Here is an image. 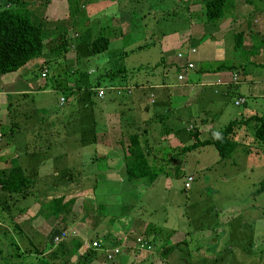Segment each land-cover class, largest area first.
<instances>
[{"label":"crops","instance_id":"0c3cea01","mask_svg":"<svg viewBox=\"0 0 264 264\" xmlns=\"http://www.w3.org/2000/svg\"><path fill=\"white\" fill-rule=\"evenodd\" d=\"M5 1L0 0V3ZM161 1L168 3L170 7L160 8L157 6L158 0L153 7L149 5L153 4V1L147 3L143 0V3L140 1L138 4L143 5V8L139 9L136 6L134 8L143 14L149 12L147 9H155L157 15L160 13L184 15L180 18L181 20H178L182 21L181 24L169 29L173 34L165 44V48L160 46L157 52L161 53L162 48L164 50L173 45L179 46L185 43L186 47L194 49L188 58L193 64V70L186 75L182 73L183 76L185 75L183 82L173 78L176 74L164 75L165 72L157 71L153 77L158 79V83L149 85L153 86L150 89L154 94V107L147 104L150 101L147 99L149 90H144L145 84H141L143 77L131 80L130 70L128 73L123 71L117 75V70L120 71L121 67H113L115 61L102 62L106 51L114 53L119 46L118 37L112 33L113 28L105 31L113 35L106 51L97 54L89 52L90 41L99 35L101 30L109 26H123L129 23L128 16L127 19H120L117 14L107 15L108 18L105 20L107 24L101 27L99 19L104 16L105 11L119 5L114 0L99 3L92 0L89 2L92 6L85 8L83 13L71 14L66 8L67 15L65 13L64 16L60 14L57 17H47L49 22L42 27L67 28L68 42L65 49L59 50V53L47 52L45 49L42 56L33 58L18 71L0 74V177H4L9 168L19 166L27 177L29 185L25 189V194H19V198L20 196L21 198L26 197L22 200L23 206L21 207H15L17 199L14 194L17 193L13 195L7 192L2 193V201L11 199L14 203V207L11 206V208L14 210L10 212L7 209L0 210V221L5 231L14 233L16 238H22L27 242L46 237L49 240L43 249L37 246L36 249L30 243L29 248H25L24 251L17 247V252H12V258H14L12 264H20V262L29 264L26 263L28 259L26 256L30 255L40 257L38 262L42 264L41 256L54 259L51 252L59 243L70 248L71 243L80 241L81 244L74 253L78 258L80 257L82 264H106L101 261L102 257L99 253L93 257L88 256L84 242L87 239L110 237V231L101 228L102 230H97L99 234L87 236V226L75 219L73 211L81 215L82 205L80 204L83 200L81 196L85 194L91 196L96 209L99 208L98 205H104L106 202L104 203L103 199L112 193L113 187L109 188V186H131L133 188L136 183H139L137 181H140L143 183V192L149 191L150 186L153 188L152 185L158 176L152 182H148L145 178L136 180H127L125 176L122 178L124 175L123 156L129 142V135L139 134L140 138L147 142L148 160L152 164V169L157 170L163 166L164 172L159 171V174L168 183L171 178L168 175L173 173L175 168L180 167L179 161L174 160L173 149H176L182 140L185 141L190 137L186 134L188 128H196L199 141L200 139H212L217 135L209 136L211 128L206 120L207 116L203 114L207 111L204 107L202 108L203 113L200 112V115L193 118L190 108L191 100H196L204 106L210 103V108L217 96L226 97L233 91L244 100L243 104L247 101L252 106L255 105L253 101L256 100L263 104L262 109H264V0H228L225 2L223 15L211 22L206 21L202 15L201 3L205 0ZM50 4L51 2L47 6ZM122 6L130 10V6L125 3ZM29 9L31 19L36 23L35 16L36 14L40 16V12L36 10L34 16V10H32L34 8L30 6ZM72 15H75L74 19H71ZM153 20L157 21L159 18ZM92 27L96 30V35L90 34ZM82 31H88L89 34L82 33ZM235 33L241 35L238 49L233 47ZM114 42L116 45L111 46ZM134 48L136 46L132 47ZM87 60L94 63L84 65ZM86 66L88 67L84 69L85 71L82 70ZM111 67L114 68L112 71ZM108 68L109 72H106ZM68 72L76 73L77 77L71 78L67 75ZM85 76L94 78L85 79ZM102 76H105V81L100 80ZM136 80L138 83H132ZM133 84L137 85L135 88L143 89V94H138V90L132 88ZM176 87L188 88V94H182L181 90L174 89ZM58 92L62 95L58 97V102H54L53 106L56 105L60 110L54 112L52 107L49 108V103L45 102V98L50 96L55 100ZM256 92L263 97L253 99L252 96ZM115 106H119L120 109ZM88 114H90L89 117L95 116V118L86 124L88 133H83V125L74 126L73 122ZM58 115L59 118H57ZM244 116L236 119L245 120L248 117ZM177 123H180L179 127ZM245 125L247 124H240L236 127V131ZM58 126L61 128L57 129ZM67 126L70 127V131L63 133L62 130ZM4 128L8 130L4 131ZM3 137L5 139H2ZM63 140L68 141L67 146L64 145L66 142L62 144ZM71 144L77 149L78 155L67 152V147ZM87 144L90 149L87 154H84V145ZM50 146L53 149L56 146L58 149L49 153L42 151ZM60 148L66 149L60 152ZM168 148L171 149L170 152L167 151ZM40 151L46 154L44 157L41 156L39 163H36L33 160ZM48 158L51 161L58 158L62 160L71 158L75 161L67 165L63 161L58 164L46 163L45 160ZM48 165L51 169L57 170V174L41 170L45 167L49 168ZM68 168L70 169L67 170ZM71 170L76 174L81 173L83 177L80 179L75 177ZM58 184L63 186L75 184L77 188L72 190L69 187L67 192L53 197L49 193V188ZM97 186L103 187L97 189ZM183 189L186 190L184 187ZM67 224L71 229L67 228ZM147 227L151 228V232L146 235V239L157 238V232L160 229L152 222L144 220L143 230ZM55 239L60 241L56 243ZM15 245H17L16 242ZM151 247L152 245L148 251L152 250ZM33 248L39 253H27ZM173 255L176 256L172 254L169 258ZM159 257L160 262L158 263L171 264L169 258L167 259L168 256L160 254ZM61 260L55 263L61 264ZM51 262L47 261V263ZM65 263H68V260L63 261L62 264ZM111 264L119 263L115 261Z\"/></svg>","mask_w":264,"mask_h":264},{"label":"rangeland","instance_id":"374dc122","mask_svg":"<svg viewBox=\"0 0 264 264\" xmlns=\"http://www.w3.org/2000/svg\"><path fill=\"white\" fill-rule=\"evenodd\" d=\"M72 1L76 3L77 0ZM90 1L92 0L84 1L81 4L83 5V10L92 6L89 4ZM95 1L99 3L100 1L105 2L109 0ZM114 1L119 3V5L114 6L112 9H107L105 14H103L104 16L101 19L98 18L101 27L106 26L105 20L108 18L107 15L114 16L117 14L120 19H127L128 16L129 23L123 26H109L101 30V32H104L113 28L112 33H115L114 35L118 37L117 42L119 43L114 53H110L109 50L105 52L107 56H103L102 62L115 61L113 67H121L120 71L117 70V75L123 71H127L128 73L130 70L132 72V74H129L131 80L143 77L142 83H139L145 84L143 86L144 90H149L150 92L152 90L150 88L153 86L149 85L158 83V79L153 77L156 72L167 69L166 66L171 63H176V52H185V49L188 48L183 43L179 46L173 45L164 50L162 48L161 53L157 52V50H160V46H164L165 48V44L171 39L170 36L173 34L169 29L175 28L177 24H181L182 21L178 20H181L180 18H183L184 15H174L173 13H160V15H157L155 9H147L149 12L143 14L134 8L135 6L139 9L143 8V5H138L140 1L143 3V0ZM146 1L147 3L153 1V4H149L153 7L156 4V0ZM34 2L39 3L31 7L34 8L32 9L34 10V16L36 10L40 12V16L38 14L35 16V20H37L35 22L40 26L49 22L47 21V17H57L60 14L64 16L66 8H68L66 0H34ZM49 2L51 4L47 6ZM158 2L157 6H160V8L170 7L168 3H162L161 0H158ZM3 3H0V6ZM43 3L46 4L43 6ZM124 3L130 6V10L122 6ZM24 6L27 7V4H24ZM157 18L159 20H153ZM90 34L96 35V30L93 27ZM114 43L111 46H115L116 43ZM133 46H136V48L132 49ZM161 59L166 66H159L157 64L158 67H156V62ZM173 59L174 61H172ZM93 63V61L87 60L84 65H92ZM87 67H84L82 70ZM96 70L100 71L99 68H96ZM106 72H109V68ZM67 75L71 76V78L77 77L76 73L70 74L68 72ZM93 76H85L84 78L91 80V78H94ZM149 78L152 80L149 81ZM100 80L105 81V76H102ZM183 81L184 79L181 82ZM132 83H138V81L136 80ZM135 89L138 90V94H143V89ZM174 89L181 90L182 94H188L189 91L188 88L180 89L176 87ZM60 95L62 93L58 92L55 100L50 96H46L45 98V102L49 103V108L52 107L54 112L60 110L56 105L53 106L54 102H58L57 100ZM262 97L257 92L252 96L253 99ZM147 99L149 100V95H147ZM235 101L238 102L237 105L234 104ZM243 101L232 91L226 97L217 96L216 101H213L215 104L213 103L210 108V103L204 106L196 100L190 101V108L193 118L196 115H200V112L203 113V107L207 110L203 114L207 116L206 120L211 128L209 136L211 137L215 136L218 130L231 119H236L242 115L251 116L253 114L264 113L261 102L253 101L255 105H252V107L247 101L243 104ZM115 107L120 109L119 106ZM89 115L80 117L73 122L74 126L80 125L81 127L83 125V133H88L86 124H89L95 118V116L89 117ZM57 118H59V115ZM177 124L179 127L180 123ZM199 127L202 129L201 125ZM59 128L61 127L58 126L57 129ZM193 129V127L188 128L186 134L190 137L185 141L182 140V143L176 149H173L174 160L179 161L180 167L177 164L178 170L172 171L177 177L169 178L168 183L164 177L157 174L158 178L153 183V188L150 186L149 191L146 193L143 192V183H140V181H137L139 183H136L135 186L133 185V188L131 186H109V188L113 187L111 189L112 193L103 199L104 203H106L98 205V209H96V205H94L95 203H93L90 195L85 194L81 196L83 198L82 204H80V206L82 205L81 215L83 214L84 216L82 215V217L75 211H73V215L77 221L87 226V236L97 235L99 234L97 230L105 228L110 231L111 235L107 241H104L105 244L115 242V244L119 245L120 243L122 245L120 255L106 262V264H111L115 261H118L119 264H162L158 263L160 262L159 255L162 254L161 250L168 246H172V249L166 254L168 256L167 259L172 254L176 255L169 258L171 264H264V145L255 140L252 122L244 127H239L237 131L236 128L234 129L232 138L237 141L238 145L232 155L223 160L218 159L217 153L211 145L199 146L187 152H181L185 146L199 141L197 134H193ZM3 130L7 131L8 128H4ZM79 130L82 131V129ZM62 131L63 133L64 131L67 133L70 131V127L67 126ZM77 135L80 134L77 133ZM209 136L206 134V137L209 138ZM2 139H5V137ZM65 142L66 144L64 145L67 146L68 141L66 140H63L62 144ZM57 149L56 146L54 149L50 146L42 151L49 153ZM65 149L60 148L59 151H65ZM67 149V152L78 155V151L73 144L67 147ZM89 149L88 144L84 145L85 152L83 153L87 154ZM170 150L168 148L167 151L170 152ZM45 154L41 151L38 152L33 161L39 163L41 156L44 157ZM45 161L46 163L53 162L56 164L63 161L67 165L75 160L71 158H66L65 160L58 158L51 161L48 158ZM36 165L38 166V164ZM41 170L54 172L55 174L58 172L50 167H45ZM71 172L79 179L83 177L81 173L76 174L73 170ZM156 172L159 173V170L157 169ZM55 176L58 177L57 175ZM188 177H191L189 182L190 187L184 190L183 183ZM122 178H124V175ZM69 187L72 190L77 188L75 184L64 186L58 184L50 186L49 193L53 197H56L67 192ZM102 187L97 186V189H101ZM3 192V190H0V210L5 211L7 209L10 212L14 210V208H11V206L14 207V203L11 202V199L2 201ZM10 195H13V193H10ZM35 195L37 194L35 193ZM14 196L17 199L15 207H21V202L26 197L21 198L20 196L19 198L18 193L14 194ZM51 207L53 206L51 205ZM144 220L152 222L160 229L157 232V238L155 237L154 240L145 239L149 247L152 245V250L150 251H143V247L138 249L136 244L137 238L143 242V234H145L143 233ZM164 220H166L165 223ZM5 221L8 220L5 219ZM90 221L93 223H89ZM2 225L0 221V262L12 264L14 259L12 258V252L16 253L17 247H20L24 251L25 248H29L28 245L30 243L39 249H43L47 245V241H49L48 237L33 239L31 242L24 241L22 238H16L14 233L6 232ZM66 226L68 229H71L68 224ZM15 242L18 246L15 245ZM26 257H28L26 263L41 264V262H38L40 257L36 258L32 255ZM43 257L47 258V260L43 259ZM48 260L52 261L51 263L60 261L59 256L52 260L48 256H41V261L47 262ZM78 263H81V259L74 253V255H70L68 263L65 264Z\"/></svg>","mask_w":264,"mask_h":264},{"label":"trees","instance_id":"16d2710c","mask_svg":"<svg viewBox=\"0 0 264 264\" xmlns=\"http://www.w3.org/2000/svg\"><path fill=\"white\" fill-rule=\"evenodd\" d=\"M87 0H77L74 3L72 0H66L67 7L71 14L83 13V2ZM225 2L228 0H205L201 3L202 15L206 21H214L219 19L225 8ZM27 4V7L24 6ZM39 3L34 2V0H10L5 1L3 5L0 6V74L13 73L22 68L25 64L31 61L33 58L42 56L44 50L51 53H59V50H64L68 42L66 39L67 28L55 26L52 29L36 24L31 19L30 6L37 5ZM45 3H43V6ZM75 15L71 16L74 19ZM74 24V21H72ZM80 31V30H79ZM82 33L89 34L88 31H82ZM113 35L110 33L101 32L99 35L95 36L89 44V51L92 54L105 52L110 40ZM241 43V35L234 34L233 36V47L238 49ZM166 66L163 64V60L156 62V67ZM167 69L161 70L165 72L164 75H174L177 74L178 68L174 63L172 65H167ZM144 68V67H143ZM171 69V70H170ZM192 69L181 71V73H190ZM161 73V74H162ZM184 75V76H185ZM137 85L135 84L132 88L135 89ZM149 105L155 106L154 94L150 90L149 92ZM252 122L253 125V136L255 140L264 145V114H253L248 116L245 120L232 119L226 125H224L220 130H218L217 135L212 139H203L198 142H193L188 146H185L181 152H187L192 148L211 145L214 147L217 157L220 160L229 158L234 150L236 149L238 143L232 138L234 129L240 124H248ZM193 134H197L196 128L192 130ZM128 145L124 151V176L127 180L143 179L148 182H152L156 177V169H152V164L148 160V147L147 142L140 138L139 134H132L128 136ZM177 169V168H175ZM161 173L164 172V168L161 166L158 169ZM178 170V169H177ZM168 177H177L175 173H170ZM28 180L23 174L19 166L11 167L7 170L4 177H0V189L7 193H18L25 194V189L27 188ZM151 232V228L147 227L143 233V240L146 239V235ZM108 236L96 239L105 244ZM93 239H89L86 242H91ZM81 242V241H80ZM80 242L71 243L70 248L64 247L63 243H59L51 255L55 259L60 256L61 264L63 261H67L70 255H73L74 251L80 246ZM107 244V243H106ZM120 244V243H119ZM107 245H115L110 243ZM36 248V247H35ZM35 248L30 249L31 253H39ZM86 254L93 257L98 254L90 247L86 246ZM172 249V246H168L161 250V255H166ZM0 264H11L0 262ZM42 264H56L47 263L42 261ZM78 264H82L78 263ZM188 264V263H186Z\"/></svg>","mask_w":264,"mask_h":264},{"label":"built area","instance_id":"2783aa9c","mask_svg":"<svg viewBox=\"0 0 264 264\" xmlns=\"http://www.w3.org/2000/svg\"><path fill=\"white\" fill-rule=\"evenodd\" d=\"M194 52V49L192 47H188L185 49V52L182 51H177L175 54V61L176 63H174V65L177 66L178 71L177 74L175 75V78L177 81H182V79H184L183 74L181 73V71H185V70H189L193 68V64L189 61V56ZM219 81H217L218 83ZM241 101V100H240ZM238 102H234V104L237 105ZM191 180V177H188L187 180L184 182V188H188L189 187V182ZM56 243H58L60 240L59 239H55L54 240ZM84 244L87 247H90L91 249H93L94 251L98 252L103 261L105 262H109L113 259H115V257L117 255H120V251L122 249V245L121 244H115V245H107V244H101V242L97 241V240H93L91 242H84ZM136 244L138 246V249L143 247V251H148L149 250V246L147 245V242L145 240H143V242H141V240L139 238L136 239Z\"/></svg>","mask_w":264,"mask_h":264},{"label":"clouds","instance_id":"9594fccd","mask_svg":"<svg viewBox=\"0 0 264 264\" xmlns=\"http://www.w3.org/2000/svg\"><path fill=\"white\" fill-rule=\"evenodd\" d=\"M184 184V183H183ZM184 186V185H183ZM185 189H187V188H185Z\"/></svg>","mask_w":264,"mask_h":264}]
</instances>
